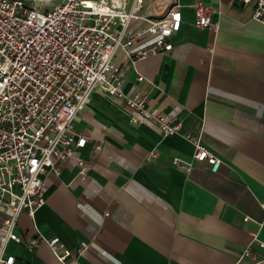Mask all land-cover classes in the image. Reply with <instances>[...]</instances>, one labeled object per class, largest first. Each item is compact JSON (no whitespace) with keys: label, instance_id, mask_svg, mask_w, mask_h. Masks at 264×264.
Listing matches in <instances>:
<instances>
[{"label":"crops","instance_id":"0c3cea01","mask_svg":"<svg viewBox=\"0 0 264 264\" xmlns=\"http://www.w3.org/2000/svg\"><path fill=\"white\" fill-rule=\"evenodd\" d=\"M176 1L172 48L124 59L122 89L179 121V132L132 121L123 99L93 91L75 118L86 171L70 158L44 176V203L32 217L21 213L23 242L8 245L15 264H61L44 240L54 235L71 249L87 242L69 264H234L248 243L264 257V24L252 16L255 0H201L216 30L194 24L197 0ZM188 133L220 159L215 171L192 158Z\"/></svg>","mask_w":264,"mask_h":264},{"label":"built area","instance_id":"2783aa9c","mask_svg":"<svg viewBox=\"0 0 264 264\" xmlns=\"http://www.w3.org/2000/svg\"><path fill=\"white\" fill-rule=\"evenodd\" d=\"M192 6L197 27L217 29L210 7L201 0ZM180 8L176 0H0V264H15L8 245L23 242L16 228L21 213L32 217L44 203V176L58 174L60 162L70 158L85 173L76 152L86 138L75 118L93 91L123 99L132 121L150 119L163 134L179 132L181 123L150 108L144 95L123 91L122 61L134 64L168 52L180 27ZM252 16L264 24V0H255ZM186 136L195 145L192 158L215 171L220 159ZM172 162L191 167L179 157ZM44 240L61 264L87 247L81 241L71 249L55 235ZM38 241L32 237L25 246L33 250ZM258 245L264 247L262 241ZM244 256L264 260L250 243L234 264Z\"/></svg>","mask_w":264,"mask_h":264}]
</instances>
